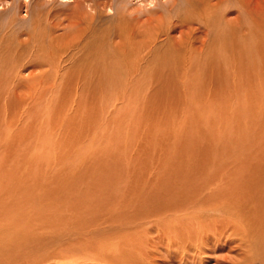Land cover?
Returning a JSON list of instances; mask_svg holds the SVG:
<instances>
[{"label":"rangeland","instance_id":"obj_1","mask_svg":"<svg viewBox=\"0 0 264 264\" xmlns=\"http://www.w3.org/2000/svg\"><path fill=\"white\" fill-rule=\"evenodd\" d=\"M77 1L78 10L75 0H10L0 18L16 7L19 35L39 9L43 19L54 9L67 28L104 16L85 47L58 53L64 62L21 71L38 81L0 65V264H264V52L179 49L185 29L173 23L188 24L200 0L170 12L171 0ZM126 4L140 9L121 22L136 28V46L119 33L115 64L101 39L114 40L116 9ZM234 7L228 19L239 15ZM195 26L193 37L216 42ZM240 181L258 234L240 225L248 215L240 201L224 195ZM211 203L245 214L229 220Z\"/></svg>","mask_w":264,"mask_h":264},{"label":"bare ground","instance_id":"obj_2","mask_svg":"<svg viewBox=\"0 0 264 264\" xmlns=\"http://www.w3.org/2000/svg\"><path fill=\"white\" fill-rule=\"evenodd\" d=\"M9 1L10 0H0V4L2 5V8H3V9L1 8L2 10L0 9V18L1 17L4 18L5 15H7L6 14V10L8 8L7 6H8V2ZM179 1H182L184 3V5H186V4L189 5L190 4V5L194 6L193 4H195V1H197V0H171L170 8H167V11L170 12L172 9L176 10L177 5L180 6V8H181L182 7L180 5L181 2H179ZM200 2H202V4L204 5V8L200 11V13L198 12V14L196 16L193 15L194 17H191L189 12H188V14H189L188 17H185L182 20V21L188 22V24L184 25L183 22L179 23V21H181V20H177V22L173 23V27L172 28H173L174 32H176V30H178V29L179 30L180 29H185L184 31H180L181 35L184 36V38L181 40V42L178 43L179 47H180L179 49L182 48V49H186V50H189V51H191V50L194 51L195 49H193V48L195 47V44H198L200 47L203 46L202 49L205 47V49H203V50H206V51H214V50H217V51L224 50L225 52L226 51H233V50L244 51L245 48H249L250 49L249 51H254V52H259V53H260V51L264 52V0L263 1L261 0V2H257V1H254V0H200ZM74 3H75L74 5H76V6H74L73 8L77 7V10H78L80 8V5L77 4V3H79V2L77 0H75ZM202 4H201V6H202ZM187 5L185 7H187ZM232 5H235L234 9L237 11V13L239 15L235 19H228L226 16H227V14H230L232 12L230 10ZM106 6H107V9L109 8V11H110V9H112L111 5L107 4ZM137 9L138 8L134 9V7H132V6H127V4L122 6L121 8L116 9L117 10V18L120 21L121 26L119 25V27L116 28V31H114V33H113L114 40L111 41L110 32H108L107 35H105V37L103 39H101L102 42H104V46H106V48L108 49L107 52L111 53L113 55V56H111L112 59H113L111 61L112 63H115V64L118 63L116 61H118L120 59L119 56H120V53H122L121 52V48L123 49L122 46H124L123 45L124 41L122 42L121 39H116V36L119 37V33H120V35H122V37H124L125 34H123V33L127 32L128 34H126V36L128 38V41L132 42V44H134L136 46V42H135V33H136L135 29L136 28H134V26H132L131 27L132 29L128 28V30L125 32V31H123V29H126V27L124 25L125 22H124V24L121 23V22H122L123 18H125V16H129L130 18L133 17L135 12L140 10V9L139 10H137ZM39 10H37L38 11L37 13L33 12V13L36 14V16L34 14L35 17L33 16L32 13L30 14L29 18H30V21H31V26L29 27L30 32H28V33H21L20 32V34L18 35V32H19L18 31V32H16V35L12 34V33H14L13 29L15 31H17L16 28L18 27V25L22 24L24 22V20H25V18H22L21 16H19L16 13V11H17L16 7H15V11L13 13H11V15H9L7 19L5 18L6 21L1 22V20H0V65H8V66H10V64H11L14 67L19 68L20 72L17 75V77H18V79H21V80H27L28 81V79H32V81H34V80L38 81L39 75L37 76L36 73H34V72L30 73L29 77L23 76L21 71H24V68L26 66H29V67H32V68L34 66H36V68H37V67L44 66L45 63H48L49 66H54L52 64L59 63V62H57L58 59L60 61L64 62L63 61L64 58L62 56H61V58H58V53L60 55L63 52H68V51L74 50V48H75V46H77V44H81V48H82V46L85 47L87 44L85 43L84 40L88 36L87 32L91 31L92 25L97 21L96 20L97 17L100 18L101 20L104 19L103 14H95V13H92V12L90 13L89 12L90 14L88 16V18H89L88 19V21H89L88 24L82 25L81 24L82 23L81 20L77 19V20H79V22H77V23H75L73 25H70L67 28V26L63 25V22H62L63 19L62 20L61 19L55 20L54 17H56V16L54 14H51V11L52 10L54 11V9H50L49 11L45 12L46 17H48L49 19L48 18L43 19L42 18L43 15H42V11H41L42 9L40 11ZM187 11H186V13H187ZM177 13L179 14V11H177ZM178 14H176L175 17H177ZM43 17H45V16H43ZM106 17H107V15H106ZM109 17H110V15L107 17V19H109ZM69 21H71V20H69ZM69 21H68V23H69ZM170 21H172V20H170ZM43 24L46 27L49 26V28H50L49 30H51V31L48 32V30H46V27H45V30L42 29L41 25H43ZM127 24H130V23H127ZM196 24H197V26H198V24L206 25L205 27L207 29L206 30L202 29V31H201L202 35H204L206 31H207V33H210V35H212L211 33H215V34L217 33L216 36L218 35V38H217L216 42L215 41L210 42V38H208V43H207V37H206L207 35L206 34L204 35L205 39H199L198 40L197 38L193 37L192 36L194 34L193 32L197 31L198 27H199V26L196 27L195 26ZM153 26H155V25H153ZM168 26H170V25H168ZM149 27H150V25H149ZM211 27H212V29H211ZM59 29H63V32L62 33H58ZM166 29L168 30V28H166ZM208 29H211V31H209ZM169 32H171V31H169ZM24 35H28V37L25 39ZM10 36H12V39H13L12 43H10L9 42L10 40L8 39ZM23 36H24V38H23ZM143 36H145V35H143ZM156 37H159V36L156 35ZM249 37H250V41H248V39H247ZM153 38H154V36H153ZM228 40H229V42H228ZM125 41H126V39H125ZM170 43H169L170 46H173V47L177 46V45H175L176 42H175V44L173 43V40H170ZM150 46H147V47H150ZM30 47H31V52H30L31 54L26 52V50H28V48H30ZM174 49H176V48H174ZM46 53H49V54H46ZM100 53L101 54L104 53V49ZM96 55L98 56L99 52H97ZM106 55H108V54L106 53ZM229 60H232V59L229 58ZM49 62H51V64ZM103 62L106 63V61L104 59H103ZM29 63H32V64L30 65ZM95 63L96 64H100L99 61H97ZM247 73H248V71H247ZM250 73H252V71ZM258 79H260V78H258ZM250 80H252V79H250ZM234 85H235V83H234ZM237 108H238V106H237ZM74 115H71V117L72 118H76V117H74ZM68 120H70V118L67 119V120L65 119V120L61 121V122H63L64 126L67 129H69L67 124H66V121H68ZM68 132H70V131L68 130ZM71 138H72V135H71ZM241 182L244 183L243 181H240L239 183H241ZM245 184L246 183H244V186L242 188L236 186V187L239 188V190H237V191L233 190L234 192H228V191L224 192V195L227 198V203L229 201V198L236 197V199H238L240 201V204L239 203L238 204L241 205V207L242 206L245 207L243 205V201H244L243 198L245 197V194H246L245 193V191H246L245 189H247L249 191V188ZM248 186H250V185L248 184ZM252 186H256V185H252ZM238 188H235V190L238 189ZM240 188H241V190H240ZM219 189H222V188H219ZM225 189H227V188H225ZM230 190H231V188H230ZM240 191H241V193H240ZM248 191H246V192H248ZM240 194L242 196H240ZM214 195L215 194L212 193L209 198L214 197ZM252 195H254V194H252ZM252 195L250 194L248 196H252ZM209 198H207V199H209ZM220 199H222V197ZM246 199H247V197H246ZM249 199H250V197L248 198V200H246V203L249 202V204H250V201L252 199L250 201H249ZM210 201L211 200L209 199V202ZM211 202H213V201H211ZM200 204H201V207H203L202 203H200ZM211 204H212V207H215L214 208L215 212L228 214L229 217H227V219L230 218L229 220H231L232 218H238L239 219L245 213H246V215L248 214L247 216H249V217H247V216L243 217V219L245 220L244 223L242 222L243 224H240L239 222L238 223L240 225H242V226H244V225L248 226V229H250L249 231H251V232H249L250 234L252 232L255 233V234L256 233L258 234V233L261 232L260 231V226H262V225L258 224V220L256 218L254 219L253 212H249V209L246 210V207L243 210V211H245V213L243 214V213L237 212L236 209H232L230 205H226V204L222 205V204H220V205H222V207H219V204L218 205L213 204V203H211ZM238 204H236V205L238 206ZM199 205H198V207H200ZM231 205H233V204H231ZM205 207L206 208L208 207V209H209L210 206L207 205ZM205 207H204V209H205ZM228 207H230V208L228 209ZM247 208H249V207H247ZM240 209H242V208H240ZM214 211L212 213H214ZM206 214H208V213H206ZM255 214H256V212H255ZM214 217H217V216L215 215ZM255 217H257V216H255ZM217 218H215V220ZM235 221H237V220L235 219ZM241 221H242V219H241ZM259 222L262 223L261 220ZM223 227H225L224 224H223ZM262 229H264V228H262ZM250 234L247 235V237L251 236ZM242 236H245V233ZM255 236H253V237H255ZM259 236H261V235H259ZM205 238L206 237H204V235H203V237L201 239H199V240L202 241V240H205ZM263 243H264V241H263ZM1 259H3V258H1ZM1 261H3V260H1ZM44 261L45 262L49 261V259L43 260L42 263L38 262L37 264H43ZM34 264H36V263H34Z\"/></svg>","mask_w":264,"mask_h":264}]
</instances>
